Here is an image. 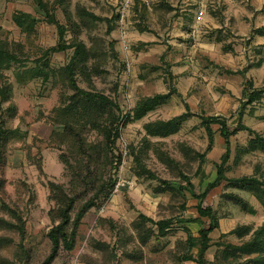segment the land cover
<instances>
[{
	"label": "rangeland",
	"instance_id": "1",
	"mask_svg": "<svg viewBox=\"0 0 264 264\" xmlns=\"http://www.w3.org/2000/svg\"><path fill=\"white\" fill-rule=\"evenodd\" d=\"M139 1L136 3L134 0L127 16V48L120 39L119 19L111 33L106 21V18L119 15V3L113 0H71L69 6L73 19L82 27L80 38L88 47L94 48L101 66L102 73L92 77V81L99 91L118 102L122 116H132L142 98L167 93L171 88H175L177 93L167 104L148 113L142 120L131 121L121 127L118 148L122 162L116 171V188L106 203L87 214L75 249L72 252L61 251L53 264H195L180 261L187 252L188 238L182 229L174 230L164 238L152 236L146 244L141 242L133 226L141 214L155 221L196 217L198 201L189 193L184 198L172 197L169 193L155 194L154 188L159 182L137 174L133 148L136 151L143 149L145 165L158 177L180 180L179 172L182 171L190 176L195 191L200 193L215 179V165L225 151L224 139L220 136L219 127L214 125L215 142L201 171H198L200 163L186 157L181 145L205 152L209 136L200 125V116L220 115L229 118L230 123L234 122L245 100L246 84L251 81L257 88L264 87V37L253 33L255 26L263 22L264 13H256L257 22L252 20L248 23L249 20L243 16L213 12L207 18H215V24L222 28H208L202 19L197 20L198 13L191 11H184L188 14L183 16L186 24L179 23L182 22L178 17H181L183 0ZM79 8H85L102 19L91 21L84 27L78 14ZM16 11L31 13L41 19L33 36H26L13 22ZM40 12L35 0H0V40H7L20 59L19 63L2 72L13 88L12 102L17 107V115L10 114L9 102L0 103V124L18 131L5 151L4 199L18 209L26 221L27 234L23 245L30 258L24 264H42L50 253L47 234L53 226L49 214L53 202L49 199V181L66 186L70 181L60 160L63 150L50 143L53 126L48 117L60 105L62 95L72 93L57 74H61L60 70L68 64L74 51L56 52L49 57L48 64L52 69L49 81L41 77L31 78L32 70L39 67L45 50L59 43L57 29L45 22ZM56 14L59 21L66 25L63 10L58 8ZM227 22L228 27L225 26ZM244 25L247 27L244 28ZM187 33L189 37H185ZM72 36L70 29L66 40ZM224 46H230L232 51H225ZM127 63H130V71H127ZM154 66L160 69L155 70ZM228 70L243 73L230 74ZM79 81L81 87L87 88L83 79ZM187 104L195 116L188 119L175 135L150 137V146L146 148L144 125L180 115L186 112ZM243 122L264 133V98L246 108ZM85 136L89 141L101 139L93 130H87ZM249 138L248 132H239L232 137V168L227 173L228 177L251 175L257 165L264 172L263 153L245 155L241 162L235 163L238 148L246 145ZM157 150L178 161V167L164 164ZM229 192L243 196L257 208V213H246L225 199L224 194ZM183 203L187 204L186 210L182 208ZM204 205L211 207L220 220V228L211 234L214 245L206 255L210 261L214 260L216 244L221 239L240 243L236 235L229 234L233 229L246 224L255 227L264 222V208L257 199L248 192L228 188L226 182L210 191ZM0 218L13 221L1 209V202ZM203 221L207 222V219ZM188 226L194 235H198L199 223H189ZM151 227L153 225L147 223L146 228ZM222 234L226 236L222 237ZM0 236L13 239V243L0 250V257L9 260V264H23L19 233L0 229ZM97 243L106 247L100 249ZM192 253L196 254L197 249H193Z\"/></svg>",
	"mask_w": 264,
	"mask_h": 264
},
{
	"label": "trees",
	"instance_id": "2",
	"mask_svg": "<svg viewBox=\"0 0 264 264\" xmlns=\"http://www.w3.org/2000/svg\"><path fill=\"white\" fill-rule=\"evenodd\" d=\"M42 18L48 24L54 26L59 35V43L56 46L45 50L43 59L39 67L33 68L31 78L41 77L44 81H49L52 69L48 64L49 57L56 52H65L73 49L68 64L57 74L72 92L70 95L63 94L60 105L55 107L50 116L49 122L53 126L50 136V143L61 148L60 160L64 164L70 177L69 185L49 181V199L53 202V207L49 214L53 221V226L49 230L47 237L50 241V253L42 264H53L59 257L61 251L72 252L80 237V228L87 214L96 207H101L112 196L116 185V171L122 162V154L119 152L118 140L121 136V127H125L131 121L142 120L148 113L158 107L167 104L177 90L171 88L167 93H158L140 99L132 116H122V109L118 102L103 91H99L92 81V77L102 73L101 66L97 60V53L93 47L80 38L81 25L73 19L69 6L71 0H35ZM139 3V0H135ZM61 8L67 18V24H62L57 18L56 10ZM79 17L82 25L91 21L101 20L99 16L79 8ZM13 22L22 30L26 36L31 37L36 32V26L41 21L38 16L31 13L16 11L13 14ZM119 15L113 18H106L109 23L108 32L111 33L116 28ZM73 31L71 39L66 40L69 30ZM147 31L148 29H143ZM255 35L264 37V26L255 28ZM225 51H232L230 46H224ZM118 58V54H116ZM20 62L18 55L11 50V45L7 40H0V103L9 102V111L12 116L17 115V107L12 102L13 88L2 74L3 70L11 68L12 64ZM155 70L160 67L154 66ZM230 74H242L243 71L228 70ZM87 83V88L80 86L79 79ZM264 98V87H255L253 82H248L245 86V100L242 102L236 120L229 122V118L220 115L200 116L201 127L205 128L209 136V146L205 152L201 153L185 144L181 145L184 155L200 163L198 171L207 162V155L211 152L215 142L214 125H217L220 136L225 142V151L216 163L215 179L209 182L200 193L195 191V185L190 176L184 172H179L180 180H168L160 178L155 172L147 168L143 161V149L133 148L134 162L138 168L137 174L149 180H157L159 183L154 188L155 194H171L172 197H186L189 193L198 201L196 205L197 216L191 218L177 217L155 221L148 216L141 214L135 221L134 228L140 236L141 242L146 244L152 236L159 238L167 237L172 231L182 229L187 234V252L180 258L182 262H193L195 264H264V222L254 227L252 225H240L229 234L236 235L240 243L233 244L223 241L217 242V252L214 260L207 259V252L214 245L211 234L220 228V220L216 212L211 207H206L204 201L210 191L226 182L228 188L238 189L250 193L264 208V172L260 166H256L255 173L243 175L241 177L230 178L227 176L231 170L230 160L232 157L233 136L239 132H248L250 138L246 145L240 146L237 150L235 163L242 161L243 156L253 153L264 154V133L258 132L243 122L246 108L262 101ZM186 112L168 120H154L144 125L146 133V148L150 146V137L168 138L177 134L183 124L195 116L190 106L186 105ZM87 130L97 132L101 139L89 141L85 133ZM16 130L6 128L0 124V202L1 209L9 214L13 221L0 218V229L16 231L21 236L20 246L22 248L21 260L27 262L29 253L24 248L23 242L26 239V221L20 211L10 206L4 199L6 193V179L3 176V169L6 165V148L9 141L16 134ZM64 148V149H63ZM135 150V151H134ZM159 159L168 166L178 167L179 162L168 153L157 150ZM115 170V173L113 171ZM233 204L240 207L246 213L254 215L257 213L255 207L243 196L229 192L223 196ZM183 210L187 209V204H182ZM207 222H204V219ZM147 223L153 227L146 228ZM189 223H199L198 235H194L190 230ZM155 227V228H154ZM225 237V234L221 235ZM13 243V239L0 236V250ZM100 249L106 247L105 244H98ZM197 249L193 254L192 250ZM141 259V257H138ZM0 263L9 264V260L0 257Z\"/></svg>",
	"mask_w": 264,
	"mask_h": 264
},
{
	"label": "crops",
	"instance_id": "3",
	"mask_svg": "<svg viewBox=\"0 0 264 264\" xmlns=\"http://www.w3.org/2000/svg\"><path fill=\"white\" fill-rule=\"evenodd\" d=\"M115 3H119L121 0H113ZM184 5L180 6L181 9V17L182 19L181 25H185V21L183 20L184 15H188L184 13V11H191L194 13H198L199 11H203L204 15L202 17V23H204L208 28H214L222 26L216 25L215 18L211 17V19L207 18L213 15V12L221 11L223 14L227 16L231 15H239L247 18L248 23L252 20L257 22L256 13H264V0H183ZM193 5H197L193 7ZM177 6V5H176ZM212 14V15H211ZM209 21V22H208ZM209 23V24H208ZM211 24V25H210ZM249 25V24H246ZM244 25V28L247 26ZM228 27V22L225 24ZM264 26V20L259 25H256L255 28ZM189 33L186 34L185 37H189ZM169 43H172L170 41ZM181 45V44H180ZM261 205V204H260ZM262 206V205H261ZM257 209V208H256ZM262 224V223H261ZM261 224H257L255 227L260 226Z\"/></svg>",
	"mask_w": 264,
	"mask_h": 264
},
{
	"label": "built area",
	"instance_id": "4",
	"mask_svg": "<svg viewBox=\"0 0 264 264\" xmlns=\"http://www.w3.org/2000/svg\"><path fill=\"white\" fill-rule=\"evenodd\" d=\"M134 4V0H121L119 2V7H118V13L120 15L119 22H120V39L123 43V46L127 48V29H126V20L127 16L129 15L130 9L132 5ZM204 15V12L201 10L197 14V20H201ZM127 71H130V63H127Z\"/></svg>",
	"mask_w": 264,
	"mask_h": 264
}]
</instances>
